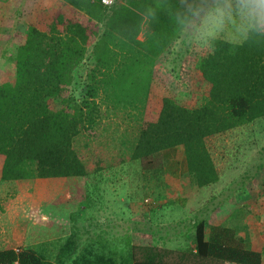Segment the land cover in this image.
<instances>
[{"label": "trees", "instance_id": "16d2710c", "mask_svg": "<svg viewBox=\"0 0 264 264\" xmlns=\"http://www.w3.org/2000/svg\"><path fill=\"white\" fill-rule=\"evenodd\" d=\"M200 2L54 0L32 18L20 16L25 30L11 56L13 76L0 82V178H69L77 190L87 172L72 139L80 130L96 135L100 99L140 113L130 158L178 147L189 182H215L206 137L264 117V32L246 26L237 40L210 36L195 62L206 87L202 101L185 106L164 92L150 105L154 62ZM198 214L191 221L192 252L188 247L169 257L172 250L129 243L118 264L261 263L264 246H248L235 225L205 228ZM0 264L53 263L31 247L7 245L0 248ZM93 264L117 263L98 255Z\"/></svg>", "mask_w": 264, "mask_h": 264}, {"label": "rangeland", "instance_id": "374dc122", "mask_svg": "<svg viewBox=\"0 0 264 264\" xmlns=\"http://www.w3.org/2000/svg\"><path fill=\"white\" fill-rule=\"evenodd\" d=\"M53 1L0 0V82L13 76L11 56L25 30L21 18L34 17ZM237 3L201 0L154 62L150 105L164 92L185 106L202 101L206 87L196 73V59L207 49L210 36H242L246 23L234 11ZM213 5L226 10L223 18L208 15ZM229 8L232 15L227 14ZM73 88L78 94L81 84ZM98 105L96 135L80 130L72 139L87 172L77 179V190L69 178H0V248L28 246L53 264H73L75 259L93 264L98 255L118 264L127 256L129 243L154 245L150 238L156 242L158 235L168 239L157 242L159 249L172 250L171 257L178 251L172 249L174 240L187 236V225L162 221L179 223L186 218L184 211L196 215L216 209L220 214L243 202L248 204L244 210L252 223V243L264 246V117L206 137L218 177L197 187L183 173L167 182L161 151L140 160L129 157L140 116L136 109L100 99ZM156 216L160 220L153 226Z\"/></svg>", "mask_w": 264, "mask_h": 264}, {"label": "crops", "instance_id": "0c3cea01", "mask_svg": "<svg viewBox=\"0 0 264 264\" xmlns=\"http://www.w3.org/2000/svg\"><path fill=\"white\" fill-rule=\"evenodd\" d=\"M161 152L163 155L164 171H165V176H166L167 182H171V183L175 182L174 179L176 177L179 178V176L182 173L185 174V177H186L185 161H184L181 149L178 147H167L165 149H162ZM246 205H248V204H246V202H243L242 204H240V207L238 206V208L231 209L230 211L222 210L223 212L221 211L220 214L215 212L216 209L205 211L202 214L203 215L202 218L205 222V228L207 227L208 224H212V223H222L225 225H235L236 226V229H235L236 233L246 241L248 246H250L251 248H254V249H260L261 250L262 247H260L257 244L254 245L252 243V241H253L252 233H251L252 223L248 222L247 215H245L246 213H245L244 208L246 207ZM184 213L185 214L187 213L186 214L187 219L184 218L183 221H178L179 223H175L174 220H168V219H166L164 221L161 220V221L162 222H170V223L172 221L174 223V226H177V227H179L181 223L186 224L187 226H185V227H187V232H186L187 236H185L183 234L182 235L179 234V235H181V237L176 236V238H179V239L174 240V242L176 243L175 244L176 247L172 248V249H175L178 251H184L186 248L189 247V250L192 252L194 249L192 247L193 239H192V235H190V231L192 228L191 221H193V218H195V216H194L195 213H188L186 211H184ZM155 218H156L155 225H153V226H156V224L158 223L159 218H157V216ZM232 220H238L239 224L236 225V223H234V221H232ZM173 223H171V226H173ZM249 230H251L250 233H249ZM154 238H155L156 242H154L152 237L150 238V240H152V243L158 247L160 245L157 242V240L160 243H161V241L166 242L168 240V239H161V238H159L158 235L155 236ZM164 238H167V237H164ZM182 242H185L186 245H182ZM152 243H150V244H152ZM4 247H6V246H4ZM260 264H264V255L262 256V261Z\"/></svg>", "mask_w": 264, "mask_h": 264}, {"label": "clouds", "instance_id": "9594fccd", "mask_svg": "<svg viewBox=\"0 0 264 264\" xmlns=\"http://www.w3.org/2000/svg\"><path fill=\"white\" fill-rule=\"evenodd\" d=\"M225 9L212 6L208 15L221 19L225 15ZM235 13L245 21L248 29L264 32V0H238ZM233 10H227L228 15H232Z\"/></svg>", "mask_w": 264, "mask_h": 264}, {"label": "built area", "instance_id": "2783aa9c", "mask_svg": "<svg viewBox=\"0 0 264 264\" xmlns=\"http://www.w3.org/2000/svg\"><path fill=\"white\" fill-rule=\"evenodd\" d=\"M100 2L103 4V5H109L113 2V0H100Z\"/></svg>", "mask_w": 264, "mask_h": 264}]
</instances>
